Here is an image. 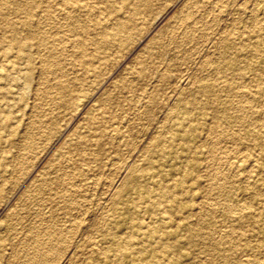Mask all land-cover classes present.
I'll use <instances>...</instances> for the list:
<instances>
[{"label": "bare ground", "instance_id": "bare-ground-1", "mask_svg": "<svg viewBox=\"0 0 264 264\" xmlns=\"http://www.w3.org/2000/svg\"><path fill=\"white\" fill-rule=\"evenodd\" d=\"M88 1L89 0H50V2H48L47 5L44 4V6L41 1L38 2L36 0H0V178H4L3 176L7 174L9 165L11 163V158L7 152L10 151L12 147L14 148L18 146V136L20 134V130L23 129H21L20 125L18 124V120L14 117V110L18 107H21L25 103L27 92L31 91L33 88L35 61L32 54V49L35 47L39 50L45 46L47 51H52L54 48V46L50 45L52 42H47L45 39V41H43L45 43L39 42L38 44H33L34 41L30 42L22 38L23 33L35 36L38 30H42L40 29L41 23L39 24L36 18L37 12L42 10L38 14H42V17L46 20V22L51 25H55L57 23L59 16H63L67 20L72 21V24H70L73 26V30H75L74 32L76 33L77 37L76 43L78 45L75 48L73 55L76 56L78 62L80 63V70H82L85 74L93 73L98 78L103 73L105 65L108 62L107 53L114 46L122 47L129 43L131 39H133L132 37L135 33H137L136 23L138 18L147 14L146 12L152 8L153 2V0H99L96 11H99V13L105 12L107 15L97 20V18L93 19V16L90 17L86 14L90 11L87 9L89 8ZM55 2H57L59 6L60 15L57 13L59 16L55 13L53 7ZM261 2H263V4L260 5ZM261 2L253 3L254 6L252 13H249L250 15H248L250 16L248 19H252L254 21V26H241V29L238 31L235 29L236 32L233 34L234 36H229L225 43V51L223 54H218L219 59L222 57L223 63L216 68L213 67L211 73L223 74V76L219 77L218 79L219 83L221 82V84H198V91L204 96H208L209 100L206 102H193L194 104L184 103L180 104L177 108H174L169 116L171 123L169 122L170 124L167 127V129L171 132L169 133L170 135L155 136L157 138L151 141L150 147L148 146L149 148L145 154H143V160L140 165L131 166V163V167L127 168V170L126 168L118 167L120 171H123L124 169L126 171H124V178H122L123 180L121 184H118V187L113 188L114 192L111 193L112 198H110V201L112 200V203L109 204L111 205L110 212L101 217L96 223V232L97 230L101 232L100 239H98L99 236L94 235L98 238H96L97 240L92 242L89 246L91 249L90 260H88V262L83 260L77 264H264V0H261ZM192 5L190 6L192 7ZM223 9L226 8H222L221 10L223 11ZM123 11H125L127 15H123ZM11 15H15L16 18H11ZM192 18H194V16ZM185 19L184 21H186ZM198 20L199 19H197V21ZM200 20L198 22H200ZM190 24L193 26V21H191ZM183 25H185V23H183L182 26ZM177 26H179V24ZM191 29L192 28L190 27V31ZM73 30L71 29V31ZM187 30H189V28ZM189 33L190 32H188V34ZM181 34L178 33L175 35L177 36ZM46 35L48 36V34ZM136 35L139 36L138 34ZM190 36L193 35L191 34ZM67 37L68 36H66V38ZM180 38H178V40ZM62 39L64 38H59V40ZM90 42L93 45L92 50L87 48V45H89ZM156 42H150L147 44L148 49L154 47ZM179 43L180 42L176 43V45ZM213 50L215 51V49ZM65 51L66 50L63 49L60 51V53H63L64 55ZM166 51L167 50L164 52ZM153 52L154 51L151 53ZM58 64L59 60H53L50 65H47L44 71L45 76L43 77L42 82L43 90L45 94L49 93L52 95L53 102L59 104L60 108L69 107L67 109H70L72 107L73 113L75 115L79 113L84 105V100L82 99L84 95L75 93V91L71 88V85H69L70 83H68V81L65 79H60V81L56 83L51 82V79L48 77V73ZM40 65H42V63ZM67 65L71 66L70 64ZM152 66L153 65H151V67ZM40 68H42V66ZM138 69L140 70V67H138ZM202 69L204 70V68ZM141 70L142 72H139L141 76L140 79L146 78V71L149 69L146 70V66H142ZM140 79L136 80H143ZM205 80L209 79L205 78ZM213 80L215 81V79ZM218 81H216V83ZM163 83L164 82H162V84ZM125 84L127 85L123 87L124 89L128 87L130 83L128 84L126 82ZM157 86H159V84ZM51 90L54 92H51ZM160 90L161 89H159V91ZM219 93L221 94L220 97L222 98H219ZM114 94L112 96H114ZM155 94L156 93H154V96ZM189 95L192 96V94ZM106 96L108 97V95ZM210 97L212 99H210ZM148 98L146 99L147 102ZM160 100L162 101V99ZM103 101L105 102V100ZM158 102L159 104L166 105V103H161L159 100ZM183 102L184 101H182V103ZM98 112L99 109L94 107L89 116L86 118L88 121L86 123L89 127L94 128L101 121L99 118L101 116L98 114ZM105 120L104 122L106 123ZM38 122L41 123L43 128H48L45 123L43 124V121ZM117 124L121 123L118 121ZM125 124L126 123L123 125ZM56 126L57 125L52 124L48 130L51 133L55 132L57 129ZM122 130L124 131L123 128ZM102 131H104V129ZM212 131L215 132L214 135H216L214 140L212 139L210 133ZM165 132L166 131L164 130V133ZM203 132H206L205 135ZM101 134L104 133L102 132ZM30 138V135L26 136L25 140L23 139V141H26ZM226 138H230L234 141L233 143H235L237 148V156L231 158L230 160L228 157H223L222 154H220L221 158L219 160L223 163H230L232 172H229L231 168H228L229 170L226 169V171H221L222 169L218 172L215 171L217 172L215 173L216 177L217 179L219 178L218 180L220 181L215 184L216 180H214V183H210L211 185L208 188L218 186L224 190L222 192L220 191L222 196L220 195L219 197L222 198L220 200L217 199L218 202L222 204L219 208H216L214 207V202L216 200L212 202L209 200L210 198L201 199L198 193V190L203 185L200 176L201 162L205 160L203 159L204 155H207V158L210 157V159L213 157V154L215 156L216 147L219 143H221L219 141L223 140L222 142H224V139ZM119 139L121 138H118V140ZM203 141H213V146L209 149H206L205 147L206 150H204L201 146ZM67 142L65 143H67L68 146H66V148L62 147L55 154V160L59 161L65 154V150L70 146L74 147L85 145V147H87L90 145L89 138L79 135L76 139L71 138ZM93 144H95L93 146H101L103 142L100 139L97 142H93ZM36 147V142L30 140L27 141L26 145L22 144L21 149H26L28 152H32L36 149ZM100 149L102 148L100 147ZM26 154L27 153L24 151L22 156H25ZM88 155L89 154H87V156ZM64 158L65 157H63V159ZM112 160H114V158ZM211 160L215 161L213 158ZM126 163L128 164L130 162ZM133 163L135 164V162ZM211 164L212 163H208L207 166L210 167ZM112 166L115 167V165ZM51 168H54L53 165H51ZM202 172L204 173V171ZM46 175L49 176L47 177ZM210 176L212 175L210 174ZM65 178H67V176ZM72 178L75 179L73 176ZM212 178H214V176ZM37 179H39L40 182L37 187L38 190L40 188H44L42 187L44 184L46 186L47 184H52L53 186L59 188L60 181L57 182V180H55L50 174H42L38 176ZM207 179L209 178L207 177ZM62 181L64 182V180ZM116 182L117 181H115V183ZM33 184L35 185V183ZM62 186H64V184H62ZM211 189H207L209 190L208 192H212L210 191ZM218 190L221 189H217L216 191ZM3 191L4 187L0 186V195L3 193ZM213 199H215V197ZM198 201L199 205H197ZM218 202H215L216 205ZM97 217L98 215L96 218ZM79 224L83 223L79 222ZM94 224L95 223H93V225ZM8 227V224L0 222V230L7 229ZM90 230H92V227ZM80 231L82 230L80 229ZM59 233L60 235L63 234L61 232ZM56 236L59 235L57 234ZM3 238L4 237L0 236V264H2L3 259L5 260L4 252L6 251V246L3 242ZM51 241L47 242L50 245L48 244L49 246L46 251H38V253L35 255V257H37L36 259L32 257L34 260H36V262L39 259L40 261H48L55 256V246L53 245L62 243V240L58 237L52 241V243ZM27 242L28 241H26V243ZM74 249L76 248L74 247ZM85 250L88 252L86 248ZM22 251L21 253L24 254L26 250H24V252ZM76 251H79L78 247ZM18 253L17 257L14 256L15 258H18ZM27 253L24 255L26 256ZM20 258L18 259L20 260ZM12 260L10 263H12ZM20 262L16 261L14 264H26V261L22 263ZM69 263L71 264V262Z\"/></svg>", "mask_w": 264, "mask_h": 264}, {"label": "rangeland", "instance_id": "rangeland-1", "mask_svg": "<svg viewBox=\"0 0 264 264\" xmlns=\"http://www.w3.org/2000/svg\"><path fill=\"white\" fill-rule=\"evenodd\" d=\"M36 1L38 2L41 1L43 5L44 4L47 5V3L50 2V0H36ZM255 2L260 3L261 0L259 1L257 0H153L152 8L148 12H146L147 14L138 18V21L136 23L137 33L134 34V36L132 37L133 39H131L129 43L125 44L122 47L114 46L108 52L109 54L107 53L108 62L105 65L103 73L98 77L99 79L93 73L85 74L82 70H80L81 69L79 65L80 63L78 62L76 56L73 55L75 48L78 45L76 43L77 37H76V33L74 32L75 30H73L72 28L73 26H71L72 21L67 20L63 16H59L60 10L57 2L53 4L55 13L59 14V15L57 14L59 17L55 25L49 24L42 17V14L41 15L38 14L42 10H39L37 12L36 18L38 23L39 24L41 23L40 29L42 30H38L35 36L23 33L22 38L30 42L34 41L33 44H38L39 42L45 43L43 41L47 40V42L49 41L52 42L50 45L54 46V48L52 51H47L45 46L39 50L35 47L32 49L33 51L32 54L34 56V61H35V72L33 73V88L31 91L27 92L25 103L21 107H18L14 110V117L18 120V124L20 125L21 129L23 128L26 131L23 129L20 130V134L18 136V146L14 148L12 147L10 151L7 152L11 158V163L9 165L7 174L3 176L4 178H0L1 181L0 186L4 187V191L0 195V222L9 225L7 229L0 230V236L4 237L3 242L5 243L6 246V251L4 252L5 260L3 259L2 264H5V262L6 264H12V263L14 264V262L16 261L17 262L21 261L20 263L26 261V264L27 263L28 264L30 263L31 264H70L69 262H71V264H77L83 260H86L87 262L88 260H90L91 249L89 246L91 245L92 242L97 240L96 238H98L94 235L99 236L98 239H100L101 236L100 231L97 230L96 232L97 229L96 223L101 217L105 216V214L110 212L111 205L109 204L112 203V200L110 201V198H112L111 193L114 192L113 188L118 187L121 184L123 180L122 178H124V173H125L124 171H126L127 168L131 166L140 165L142 163L144 156L143 154H145L147 149L150 147L151 141L157 138L155 136L170 135L169 133L171 132L167 129V127L171 123L169 116L174 108H177L180 104H184V103L192 104L193 102L198 103L199 101L206 102L209 100L208 96H204L201 92L198 91L197 86L200 83L215 84V85L221 84V82L219 83L218 79L219 77L223 76V74L221 73L212 74L211 70L213 69V67L216 68L217 66L223 63L222 57L219 59L218 54L219 53L223 54V52L225 51L224 46L229 36L233 37L234 36L233 34L241 29V26H247V25L254 26L255 24L254 21L252 19L251 20L248 19L250 18V16L248 15L252 13V9L254 6L253 3ZM88 3H89V8L87 9L90 11L86 14L89 15L90 17L93 16V19L97 18L98 20L107 15L105 12L99 13V11L98 12L96 11L99 4V0H89ZM186 3L187 4L189 3L188 7ZM261 4H263V2H261L260 5ZM190 5H192V7ZM222 8H226V9H223L222 11L221 10ZM122 14L127 15L125 11H123ZM180 15H184V16H180ZM193 16L194 18H192ZM178 17L181 20H179ZM11 18H16V16L11 15ZM183 18L184 19L189 18V19H185L186 21H184ZM197 19H199L200 22H198L199 20L197 21ZM191 21H193V26L192 24H190ZM194 22H195V26H194ZM181 23L182 24L185 23V25L182 26ZM178 24L179 26L180 25L181 26L180 27L177 26ZM190 27L192 28L191 29L192 32L190 31ZM188 28L189 30H187ZM71 29L73 31H71ZM181 30L182 31L184 30L183 31L184 33ZM188 32L190 33L188 34ZM178 33L179 34L182 33L184 35L187 34V35L184 36L181 34L176 36L175 34ZM46 34H48V36ZM136 34H138L139 36H137ZM191 34L193 36H190ZM65 35L68 37L66 38ZM59 36L64 39L59 40L60 38ZM177 37L180 38L181 40L180 39L178 40ZM136 38L139 40H137ZM150 42H156V43L154 44V47L148 49L147 44H149ZM178 42L180 43L176 45V43ZM87 46L89 50L93 49V45L91 42ZM63 49L66 50L64 52V55L63 53H60V51ZM213 49H215V51ZM165 50L167 51L164 52ZM152 51L154 52L151 53ZM53 60H59V64L55 66L53 69H51L50 72L48 73V77L51 79V82L56 83L60 81V79L61 80L65 79L68 81V83H70L69 85H71V88L75 91V93H78L79 95H84L82 98L84 100V105L82 109L79 111V113L75 114L76 116L73 113L72 107L70 109H67L69 107L60 108L59 104L53 102L52 95H50L49 93L47 94L44 93L43 85H42L43 77L45 76L44 71L47 65H50V63ZM40 62L42 63V65H40L41 64ZM67 64H70L71 66H68ZM151 65L153 66L151 67ZM37 66L39 68L42 66V68L39 69ZM142 66L144 67L146 66V70L149 69L148 71H146V78H141L143 80L140 79ZM138 67H140V70L138 69ZM202 68H204V70ZM167 74L168 75L170 74L169 77ZM129 78L132 81H130ZM205 78H208L209 80H205ZM136 79H140L141 81L139 80L137 81ZM213 79H215V81ZM216 81L218 82L216 83ZM126 82L130 84L128 85V87L124 89L123 87L127 85L125 84ZM162 82L164 83L162 84ZM121 83L123 86L121 85ZM156 84L157 85L159 84L160 87L157 86ZM158 88L161 90L159 91ZM51 92L54 91L51 90ZM154 93H156L155 96ZM113 94L114 96H112ZM189 94H192V96ZM106 95H108V97ZM151 95H153L154 97ZM194 95L196 96V98ZM220 96L221 94L219 93V98H222ZM47 98L49 99L51 98V99L49 100ZM147 98H148V102L146 101ZM160 99H162V101ZM210 99L212 98L210 97ZM103 100H105V102ZM158 100L161 103H166V105L159 104ZM182 101L184 102L182 103ZM94 107L99 109L98 114L101 116L99 118L103 122L100 121L99 124H97L98 127L96 126L94 128H91L86 123L88 122L86 118L89 116L90 112ZM104 120L106 121V123L104 122ZM38 121H43V124L45 123V125L48 128H50L52 124L57 125L56 126L57 129L55 132L51 133L48 130V128L45 127L43 128L41 126V123H39ZM118 121L121 124H117ZM122 123L123 124L126 123V124L123 125ZM122 128L124 129V131L122 130ZM103 129L104 131H102ZM164 130L166 131L165 133ZM85 131L87 134L85 133ZM106 131L108 133V136ZM102 132L104 134H101ZM205 133L206 132H203L204 135ZM210 133L212 139L214 140L216 138L215 137L216 135H214L215 132L212 131ZM117 134L118 136L119 135L120 136L118 137ZM29 135L31 138L26 141H23V139L25 140V137ZM78 135L89 138L90 145L87 147H85V145L74 146V147L70 146L68 149L65 150V154L62 156V158L59 161L55 160V154L62 147L66 148V146H68L67 141H69V139L71 138L76 139ZM126 135H128L129 137ZM118 138L125 140L123 141L121 139L118 140ZM100 139L102 140L104 145L102 144L101 146H97V145L93 146L95 145L93 144V142H97ZM30 140L36 142L37 144L36 149L32 152H28L26 149H21L22 144L26 145L27 141ZM222 141L220 140L219 142L221 143L219 144L221 145L218 144L219 146L217 145L216 147L217 150V152L215 150L216 155L214 156L213 154V157H211V159L213 158L215 161L211 160L210 157L207 158V155H204L203 159L205 160L203 161L205 162L203 161L201 162L200 176H201V181L203 183L202 185L203 188L200 187L198 193L201 199L210 198L209 200L212 202H214V200L218 202L217 199L220 200L222 198L219 196L221 195V192L224 191L222 188H219L218 186L217 187L213 186L211 187L212 189L208 188L211 185L210 183H214V180H216L215 184H217L220 181L218 180L219 178L217 179L215 173H217L221 169H222L221 171L223 170L226 171V169L231 168L230 163L228 164L225 162L223 163L222 161L219 160L221 158L220 154H222L223 157L224 156L228 157L230 160L231 158L237 156V148L235 143H233L234 141L230 138L224 139V142L226 144ZM209 142L203 141V144H201L204 150L209 149L213 146L212 143L213 141L212 142L209 141ZM123 143H125L126 146ZM143 146L144 147L146 146L147 148L146 147L144 148ZM100 147L103 150L100 149ZM21 150H24L25 153L27 154L25 156H22L24 151ZM97 150L100 152H98ZM87 154L89 155L87 156ZM63 157L65 158L63 159ZM113 158L114 160H112ZM125 161L130 163L127 164ZM133 162H135V164ZM207 162L209 164L212 163L211 164L212 166L211 165L210 167L207 166L208 164ZM213 162H215L216 164ZM49 164L53 165L54 168H51V165ZM112 165H115V167ZM118 167L126 168V170L124 169L123 171H120ZM41 171L42 174H46V173L50 174L55 180H57V182L60 181L59 188L53 186L52 184L51 185L47 184V186L44 184L42 187H44L45 189L40 188L41 191L40 189L38 190L37 187L38 184H40V182L39 179H37V177L42 175ZM202 171H204V173ZM229 172H232V168L229 170ZM66 173H70V174H66ZM210 174L212 176H210ZM65 175L67 176V178H65L66 177ZM46 176L48 177L49 175ZM72 176L75 177V179H73ZM213 176L214 178H212ZM207 177L209 179H207ZM210 179L213 181H211ZM62 180H64V182ZM115 181L117 182L115 183ZM32 182L35 183V185ZM62 184H64V186H62ZM46 187L49 189H47ZM207 189H211L210 191L212 192H208L209 190ZM215 189L216 190L221 189V190L216 191ZM213 196L215 197V199H213L214 198ZM215 202H214V207L216 208H219L222 204L218 202L219 204L217 203L216 205ZM197 205H199V201L197 202ZM97 215L98 217L96 218ZM79 222L83 224H79ZM93 223L95 224L93 225ZM74 224H76L78 228ZM87 224L89 225L90 228L88 227ZM91 227L92 230H90ZM80 229L82 231H80ZM58 231L63 234L60 235ZM57 234L59 236H56ZM90 235L92 236V238ZM58 237L62 240V243L53 245L55 246L54 247L55 256L51 258V260L49 259L50 261L49 260L40 261L39 259L36 262V260L34 259L37 258L35 257V255L38 253V251L41 252L46 251L48 246L50 245L47 242H50L51 240L54 241ZM26 241L28 242L26 243ZM79 243L81 246L79 245ZM74 247L76 249L78 247L80 252L76 251ZM85 248L87 249L88 252H86ZM20 250L21 251L23 250L22 252L26 250L24 254L28 252L27 255L25 256L23 253H21ZM17 253H18V258L21 257L20 260L18 258H15L17 257ZM69 254L72 255L70 256ZM11 260L12 263H10Z\"/></svg>", "mask_w": 264, "mask_h": 264}]
</instances>
